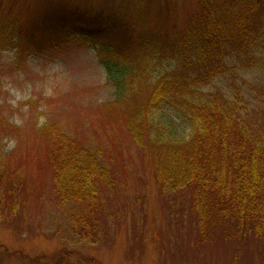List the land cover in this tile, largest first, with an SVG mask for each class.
<instances>
[{
  "label": "trees",
  "instance_id": "obj_1",
  "mask_svg": "<svg viewBox=\"0 0 264 264\" xmlns=\"http://www.w3.org/2000/svg\"><path fill=\"white\" fill-rule=\"evenodd\" d=\"M154 2L111 0L109 7L96 10L81 2L49 0L56 16L46 27L57 33V39L73 35L96 50L115 87L112 103L122 108L129 135L149 148L162 187L188 193L201 241L218 235L228 240L262 237L264 0H198L181 32L174 27L165 32L155 16L163 7L151 8ZM130 5L135 7L132 13ZM13 8L12 0H0V45H8L2 49H13L20 56L26 39L32 52L54 42L30 35L32 26L19 23ZM153 16L156 22L147 25ZM118 35L136 39L122 49L115 45ZM132 43L136 55L128 53ZM148 48H154L150 58L145 55ZM239 65L258 77L241 79V85L228 91L208 89L226 73L233 75ZM176 119L183 122V131L188 128L185 136ZM40 128L57 199L93 205L98 183L111 181L99 153L55 125ZM1 176L0 168V180ZM78 231L88 232L83 225Z\"/></svg>",
  "mask_w": 264,
  "mask_h": 264
},
{
  "label": "rangeland",
  "instance_id": "obj_2",
  "mask_svg": "<svg viewBox=\"0 0 264 264\" xmlns=\"http://www.w3.org/2000/svg\"><path fill=\"white\" fill-rule=\"evenodd\" d=\"M58 1L81 2L96 10L112 4ZM12 2L19 23L32 26L30 35L54 42L47 48L44 41L46 49L32 52L26 39L20 56L0 45V264H264V235L198 238L188 193L156 181L149 148L131 138L122 108L112 103L115 87L96 50L73 35L57 39L46 27L56 16L49 0ZM158 5L163 9L155 16L165 32L173 27L181 32L198 0H155L151 8ZM134 10L130 5L129 13ZM155 16L147 25L153 26ZM119 35L114 41L122 49L135 42L134 35L130 40ZM134 47L132 43L128 53L136 55ZM154 48H148L146 57ZM234 72L214 80L208 89L228 91L241 85V79L258 77L240 65ZM44 124L55 125L101 156L111 181L98 183L93 205L57 199L40 128ZM175 124L182 132L183 122L176 119ZM187 132L185 128L180 134ZM82 225L88 231L83 235L78 231Z\"/></svg>",
  "mask_w": 264,
  "mask_h": 264
}]
</instances>
